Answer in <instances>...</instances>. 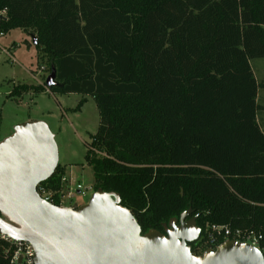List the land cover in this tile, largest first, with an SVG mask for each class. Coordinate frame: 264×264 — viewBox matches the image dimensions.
Returning <instances> with one entry per match:
<instances>
[{
	"label": "trees",
	"instance_id": "trees-1",
	"mask_svg": "<svg viewBox=\"0 0 264 264\" xmlns=\"http://www.w3.org/2000/svg\"><path fill=\"white\" fill-rule=\"evenodd\" d=\"M0 28L30 32L56 68L51 87L20 83L9 97L78 93L75 111L95 100L93 189L118 192L143 233L191 208L193 253L225 241L206 246L207 223L264 236V84L251 65L264 58V0H0ZM65 172L41 184L56 192Z\"/></svg>",
	"mask_w": 264,
	"mask_h": 264
},
{
	"label": "water",
	"instance_id": "water-1",
	"mask_svg": "<svg viewBox=\"0 0 264 264\" xmlns=\"http://www.w3.org/2000/svg\"><path fill=\"white\" fill-rule=\"evenodd\" d=\"M34 45L37 38L31 35ZM53 67L45 83L54 84ZM59 166L54 134L42 120L15 126L0 140V230L32 242L36 264H264L257 247L226 240L193 253L201 227L193 209L171 218L164 232L143 233L121 196L102 188L84 204L56 205L46 201L38 185ZM179 220V223H178Z\"/></svg>",
	"mask_w": 264,
	"mask_h": 264
},
{
	"label": "rangeland",
	"instance_id": "rangeland-1",
	"mask_svg": "<svg viewBox=\"0 0 264 264\" xmlns=\"http://www.w3.org/2000/svg\"><path fill=\"white\" fill-rule=\"evenodd\" d=\"M26 39L30 45L25 42ZM8 48H13L16 63H12ZM44 64L32 37L24 29L15 28L0 37V140L12 134L18 124L28 120H42L54 134L59 164L65 168V175L84 186H93V168L86 162L85 155L91 134L97 131L100 123L95 100L91 96H85L87 101L80 110L75 111L83 98L78 93L54 94L44 90L25 93L21 99L9 97L16 84H43L49 74L47 70H41ZM251 65L258 82L264 84V58H253ZM258 104V116L263 121L264 86L259 87ZM93 192L94 190L87 196L77 194L72 201L66 200L65 203L84 204L89 201Z\"/></svg>",
	"mask_w": 264,
	"mask_h": 264
},
{
	"label": "built area",
	"instance_id": "built-area-1",
	"mask_svg": "<svg viewBox=\"0 0 264 264\" xmlns=\"http://www.w3.org/2000/svg\"><path fill=\"white\" fill-rule=\"evenodd\" d=\"M5 15V11L2 12ZM6 32L0 28V37L5 36ZM11 56L12 63H16L11 49H7ZM42 71L47 70L45 65L41 68ZM46 80V79H45ZM45 83V81H43ZM49 92V90H47ZM93 186H84L80 182H76L72 177L64 175L61 180V187L54 192L47 184H39L38 192L48 202L54 203L56 196L61 204L67 205L66 200L72 201L77 194L83 196L89 195L93 191ZM205 233L207 235L204 244L206 246L215 245L219 238L226 240H237L244 243H249L264 254V236L261 232L255 230L233 229L228 225L206 224ZM35 249L32 242L20 238H14L9 234L0 230V256L9 261V264H36Z\"/></svg>",
	"mask_w": 264,
	"mask_h": 264
},
{
	"label": "crops",
	"instance_id": "crops-1",
	"mask_svg": "<svg viewBox=\"0 0 264 264\" xmlns=\"http://www.w3.org/2000/svg\"><path fill=\"white\" fill-rule=\"evenodd\" d=\"M11 31H12V30H11ZM11 31H9V32H11ZM7 33H8V32H7ZM28 35L31 36L32 34H31L30 32H28ZM25 42L27 43V42H29V41L26 39ZM8 45H9V43H8ZM9 48H10V47H9ZM11 51H12L14 57H15V53H14L13 48H12ZM15 58H16V57H15ZM16 60H17V59H16ZM42 80H43V79H42ZM259 120H260V123H261L262 129L264 130V120L262 121L261 118H259Z\"/></svg>",
	"mask_w": 264,
	"mask_h": 264
},
{
	"label": "flooded vegetation",
	"instance_id": "flooded-vegetation-1",
	"mask_svg": "<svg viewBox=\"0 0 264 264\" xmlns=\"http://www.w3.org/2000/svg\"><path fill=\"white\" fill-rule=\"evenodd\" d=\"M188 218V217H187ZM178 223H179V220H178Z\"/></svg>",
	"mask_w": 264,
	"mask_h": 264
}]
</instances>
